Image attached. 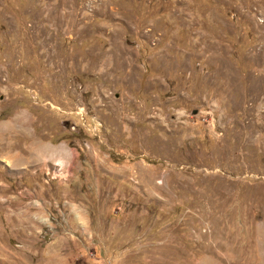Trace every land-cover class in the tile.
Wrapping results in <instances>:
<instances>
[{
  "label": "rangeland",
  "instance_id": "1",
  "mask_svg": "<svg viewBox=\"0 0 264 264\" xmlns=\"http://www.w3.org/2000/svg\"><path fill=\"white\" fill-rule=\"evenodd\" d=\"M0 264H264V0H0Z\"/></svg>",
  "mask_w": 264,
  "mask_h": 264
}]
</instances>
